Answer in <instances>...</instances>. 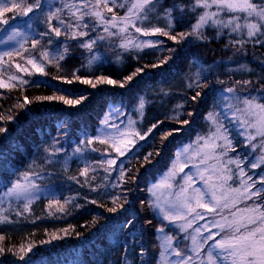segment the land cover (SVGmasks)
<instances>
[{
  "label": "snow or ice",
  "instance_id": "snow-or-ice-1",
  "mask_svg": "<svg viewBox=\"0 0 264 264\" xmlns=\"http://www.w3.org/2000/svg\"><path fill=\"white\" fill-rule=\"evenodd\" d=\"M213 41L230 55L209 62L190 51ZM257 46L264 48V0H0V99L20 93L8 108L0 104V264L9 254L31 264L39 246L83 235L68 224L45 228L39 243L35 232L13 243L10 229L66 220L87 205L119 214L138 191L147 194L139 201L145 216L93 215L84 226L101 233L103 250L71 264H264V55ZM181 58L188 64L178 89L136 94L130 105L114 100L91 130L73 121L97 91L112 86L131 95L152 70ZM73 59L80 63L69 68ZM128 60L136 61L128 74L108 71ZM30 89L50 94L29 98ZM33 105L48 106L54 133L39 126L41 139L18 167L11 125L21 114L42 118ZM55 106L61 114L53 117ZM157 106L163 118L147 123ZM185 133L188 142L141 189V169ZM72 184L78 190L65 195ZM41 202L45 215L35 213Z\"/></svg>",
  "mask_w": 264,
  "mask_h": 264
},
{
  "label": "trees",
  "instance_id": "trees-1",
  "mask_svg": "<svg viewBox=\"0 0 264 264\" xmlns=\"http://www.w3.org/2000/svg\"><path fill=\"white\" fill-rule=\"evenodd\" d=\"M166 39V38H163ZM170 45L172 42H168ZM223 41H213L210 44H195L190 48L192 53H198L205 60L211 62L213 59L219 60L221 57H226L230 55V53H225L222 51ZM256 51L258 54L264 55V48H259L257 46ZM153 59L151 55L145 57L144 62H149ZM247 61L251 63L253 67H258L257 62L250 55L247 58ZM80 61L78 59H73L69 61L68 67L78 66ZM188 61L187 59H178L176 63L168 67L166 69L152 70L147 77H143L141 81H139L135 87V90L130 95L128 92H125L123 89H119L118 87L107 86L103 88L102 91H97L95 96L92 98L86 109H83L79 112H76L72 119L76 124L81 126L88 125L89 129L95 126L99 120V118L103 115L104 111L107 109V106L115 101H123L125 105H130L134 103V96L136 94H145L148 92H152L157 88H165L170 84L174 89H178L181 84V77L183 72L187 68ZM136 65V61L128 60L124 67H118L116 65H112L108 68V71L115 76L117 73L128 74L130 71L134 69ZM53 74L55 70L53 69ZM239 78V77H237ZM77 87H83L77 85ZM5 92V90L0 89V93ZM123 93V96H121ZM40 94H50V90L43 89H30L25 92V95H28L29 98L40 95ZM19 91H13L9 98L0 99V104L4 106V108H8L10 105L15 103V100L11 97L19 96ZM33 107L37 108L39 112H44V116L42 118L37 119V117L32 116L31 114H21L18 122L11 125L12 132L11 136L13 138L12 142L18 143L21 146V150L19 153H14L13 159L16 162L18 167H22L26 165L28 162L29 154L33 151L34 146L41 139L40 132L38 130L39 126H44L48 131L54 133V119L49 117L48 112L44 111V109L48 106H40L33 105ZM55 111L52 112V116L60 115L59 106H55ZM202 113L206 111V109L201 110ZM164 112L163 108L159 106L150 108L147 113V123L153 122L156 117L159 115L163 118L162 114ZM67 119L68 117L65 115L64 117ZM203 125V120L201 118H197L195 123L192 125L191 137L194 138L197 131L200 130ZM168 125H166L167 127ZM159 133H157V143H158ZM189 135L187 133L183 135H178L172 140V143L167 145V148L162 151V155L157 158L158 162H154L153 165L149 166L147 171L141 169V177H140V188L144 189L146 184L153 182L156 176L159 175L160 172L164 171L166 165L169 163V158L174 154L176 148L183 143H187L189 140ZM151 150L150 148H145L143 151ZM135 164V161H133ZM76 165H72V174H75ZM71 183V182H70ZM77 186L74 184L71 185L70 189L65 191V195L74 194L77 191ZM88 193L87 189L81 190V196ZM92 197L95 196L94 193L90 194ZM146 193L144 191L134 192L129 199L135 200L136 203L134 205H126L127 211L121 210L119 214H109L105 212L103 209L96 208L93 205H87L86 209L82 211L75 212L74 215L69 216L66 220H43L37 221L35 225L31 223H25L17 228L10 229L13 235V243H18L22 239H24L26 234H31L32 232L36 233L34 239L39 243L40 239H44L43 230L45 228L52 230L55 228L66 227L68 224H73L77 226V231L83 233L80 238H76L75 236H70L63 241L54 242L51 245H43L39 246L36 253L32 256L31 264H71L74 260H84V261H94L96 259L95 253L98 249H101V233L97 231V228L85 227L86 222L90 221L93 215L103 214L104 216H119L122 220L124 216H132L136 215L137 220H141L145 214L146 209L141 208L139 201L141 199L146 198ZM79 203H85L82 199L78 201ZM109 206H111L109 204ZM35 213L37 215H45L44 211V203H38L34 206ZM155 223V221H154ZM139 222L137 223V227H139ZM99 227V226H97ZM102 231V230H101ZM153 240L154 238H150ZM151 247V245H150ZM154 252L157 251L153 247ZM118 253H113L112 258L115 259ZM3 259V258H0ZM4 264H19L17 259L9 254L4 261Z\"/></svg>",
  "mask_w": 264,
  "mask_h": 264
}]
</instances>
